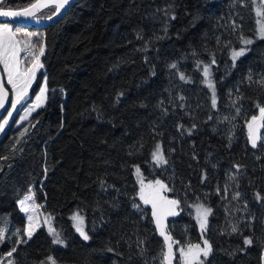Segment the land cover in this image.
<instances>
[{"label": "trees", "instance_id": "obj_1", "mask_svg": "<svg viewBox=\"0 0 264 264\" xmlns=\"http://www.w3.org/2000/svg\"><path fill=\"white\" fill-rule=\"evenodd\" d=\"M11 24L40 34L31 40L45 45L48 91L39 109L20 125L14 118L0 138V264H52L48 257L55 264H160L166 246L152 206L140 198L137 167L166 185L167 200L179 201L164 221L175 248L203 247L205 239L212 246L205 264H264V128L255 147L248 136V122L264 107L255 0H76L55 23ZM241 37L253 43L233 61ZM21 56L31 62L27 49ZM159 143L166 164L153 161ZM31 188L53 220L27 240L18 200ZM197 202L211 209L201 239ZM75 212L86 218L88 240L72 224Z\"/></svg>", "mask_w": 264, "mask_h": 264}, {"label": "snow or ice", "instance_id": "obj_2", "mask_svg": "<svg viewBox=\"0 0 264 264\" xmlns=\"http://www.w3.org/2000/svg\"><path fill=\"white\" fill-rule=\"evenodd\" d=\"M55 4V11L53 15L60 12L61 9L65 7L69 3V0H51ZM48 3L45 0H37L36 3H31L28 7H25L19 11L12 10H0V17H24L31 18L36 16V10L41 7H47ZM256 15L259 17L257 23L259 25L257 31V38L264 39V0H262L261 4L256 7ZM47 19H52L51 16L47 17ZM23 35L27 39L19 40L17 36ZM39 33L33 32H23L19 29L13 31L12 27L8 23H0V63L3 64L4 70L7 72V83L12 86V89L15 91V100L12 101L11 107L15 110L17 104H20L27 96V90L30 87L32 81L35 79L36 72L43 67V64L40 62V56L44 54V46L41 43L38 47V53L34 51L37 49V45L31 42V37L39 36ZM241 41L243 45H251L253 40L246 37H241ZM23 45V48L21 47ZM24 49H27L28 54L32 57L30 65L28 67H21V60L19 58V54ZM247 47H241L239 50L233 49L231 55L233 61L237 60L239 57L245 55L247 51ZM212 63H215V60H212ZM172 68H175L176 65L172 64ZM204 76H210V65H205L203 68ZM181 79H184V75L181 74ZM249 81L252 80V74L249 73L248 76ZM46 83V81H45ZM209 87H213L211 81H208ZM261 86H264V76L258 81ZM46 88H41L40 95L36 97V105L34 107H39L40 103L43 101L44 93ZM8 90L3 87V79L0 78V108H4V105L7 100ZM215 98H213V106H215ZM259 107V106H258ZM259 116H253L251 121L248 122V136L252 143V146L255 147L258 140H261V136L259 135L260 129L264 128V107H259ZM9 116L12 115L11 112L8 113ZM8 124V120L5 119L3 123H0V132L4 130L5 125ZM153 159L157 163H167V160L164 158L162 151L160 148H157V151L153 153ZM239 167V166H237ZM137 172H139V168L137 167ZM156 185L159 187H153L150 183L145 186L143 180H141V191L140 197L144 201L145 204L152 205V215L156 218L155 223L160 230V235L164 238L166 250L162 249L160 264H173V260L176 258V252L173 249V244H179V241H173L171 235L167 234L165 231L166 225L163 223L164 218L169 215H176L174 211L175 206L179 204V201L176 200H167L166 198L160 196V190L165 188L166 186L162 184L161 181H156ZM148 188L149 191H145V188ZM239 193H236V196H239ZM32 199L31 196L26 197L24 200L20 201V207L24 211H28L26 207L27 200ZM138 207V206H137ZM211 213L210 208H198V219L200 220L201 229H204L207 224L208 215ZM77 220L76 230L80 233V235L88 240L89 236L84 231L82 224L83 218L79 216L77 213L74 217ZM29 219V229L27 231L28 239H31L33 235V225H32V216L28 217ZM49 232L55 235L54 243L63 244L64 241L60 239L59 234L55 233V230L49 227ZM232 231H237L236 226H233ZM4 240V232L0 230V243ZM25 243L27 241H24ZM251 238H246L244 243L247 245L252 244ZM203 247L200 244H188L186 248H179V259L182 264H205V261L209 257L212 252V246L208 242V240L203 241ZM16 251V248H13L11 251L7 253V256L11 257L12 254ZM203 256V259L201 258ZM49 261H52V264H55V261L52 257L47 258ZM8 264H13L12 260L8 261ZM44 264V262H41Z\"/></svg>", "mask_w": 264, "mask_h": 264}, {"label": "rangeland", "instance_id": "obj_3", "mask_svg": "<svg viewBox=\"0 0 264 264\" xmlns=\"http://www.w3.org/2000/svg\"><path fill=\"white\" fill-rule=\"evenodd\" d=\"M261 2H262V0H255V14H256V7L257 6H259L260 4H261ZM258 19H259V17H257V15H256V22L258 21ZM0 23H8V22H0ZM8 24H10V26L12 27V29H13V31H15V30H17V29H19L20 31H21V33H23V32H26V29L25 30H22L19 26H17V25H15V27L11 24V23H8ZM258 27H259V25H258V23H257V31H258ZM28 30V29H27ZM17 39H19V40H24V39H27L26 37H24L23 35H19V36H17ZM252 40H253V38H251ZM254 39L256 40V39H259V38H257V32H256V35H255V37H254ZM31 42H32V40H31ZM33 43V42H32ZM33 44H36L37 45V49H34V51H36L37 52V54H39L38 53V47H39V45L40 44H37V43H33ZM43 44V46H45L44 45V43H42ZM21 47L23 48V45H21ZM243 47H247V49H249V46L247 45V46H243ZM240 49V48H239ZM239 49H235V50H239ZM25 50V49H24ZM23 50V51H24ZM233 51V50H232ZM232 51H231V53H232ZM22 52V51H21ZM21 52H20V54H19V58H20V60H21V67H28L29 65H30V63H25L24 61H23V58H22V56H21ZM231 57H232V55H231ZM236 61V60H235ZM40 62H41V59H40ZM42 63V62H41ZM0 65H1V67H2V71H3V74H4V77H5V81H6V83H7V72L4 70V66H3V64L2 63H0ZM40 74H42V76L44 75V77H43V81H42V83L40 84V86H39V88L35 91V92H32V86L35 84V82H36V80H37V77L40 75ZM45 76H46V73H44V71H43V67L41 68V69H39L37 72H36V76H35V79L32 81V83H31V85H30V87L28 88V90H27V96H26V98L23 100V101H21V103L20 104H17V106H16V109L14 110L12 107H10V109H9V111H8V113L9 112H11L12 113V115L11 116H9L8 115V113L2 118V120L0 121V123H3V121L5 120V119H7L8 120V124L7 125H5V127H4V130L2 131V132H0V138L4 135V132H5V130H6V128L11 124V122L14 120V118H15V125H20L22 122H24L25 120H27L30 116H31V114L33 113V112H35L37 109H39L43 104H44V102H45V100H46V98H47V91H48V89H47V85H46V83H45ZM207 78V80L208 81H211V83H212V85H213V87H209V83H207V81H205L206 82V84L208 85V87L210 88V90H211V93H212V99L213 98H215V101H216V87H215V83H214V81H213V79L211 80V70H210V76L209 77H206ZM7 85L8 86H10V88L12 89V86L10 85V84H8L7 83ZM41 88H46V91H45V93H44V99H43V101L40 103V106L39 107H34L35 105H36V103H37V101H36V97L38 96V95H40V90H41ZM12 92H13V99H12V101H14L15 100V91L12 89ZM260 115V113L257 115V116H259ZM160 148V150L162 151V154H163V156H164V153H163V149H162V144L161 143H159V144H157L156 146H155V149H154V151H153V153H155L156 151H157V148ZM152 158H153V155H152ZM164 158H165V156H164ZM153 161H155L154 159H153ZM156 162V161H155ZM157 163V162H156ZM158 164H161V163H158ZM137 179H138V182H139V186H140V190H139V195H140V191H141V180H143V183H144V185L145 186H147V185H149L150 183L153 185V187H159L158 185H156L155 184V182L156 181H160V180H158V179H152V180H148V179H146V176L143 174V172L142 171H140L139 170V172H138V174H137ZM162 182V181H161ZM162 184L163 185H165L163 182H162ZM166 186V185H165ZM166 189V187L165 188H163V189H161L160 190V196H162V197H164V198H166V196H165V192H164V190ZM145 191L147 192V191H149V189L146 187L145 188ZM28 196H31L32 197V199H29V200H27V203H26V207L28 208V211H24V210H22L21 209V207H20V201L21 200H24L26 197H28ZM141 198V197H140ZM167 199V198H166ZM142 200V199H141ZM18 205H19V208H20V210H21V212L25 215V218H26V229H25V237L27 238V240H29L28 239V236H27V231H28V229H29V219H28V217L29 216H32L33 217V219H32V225H33V228H34V231H33V235L35 234V233H37L41 228H43V226H44V223H43V220H42V217H41V212H40V205H39V202H38V200H37V198H36V196H35V191H34V189L33 188H31V189H29L21 198H19V200H18ZM149 205H151V204H149ZM152 206V205H151ZM198 208H210V206L208 205V204H206V203H204V202H197V203H195L194 205H193V210H194V218H195V220H196V223H197V226H198V229H199V231H200V239L203 237V236H205V234H206V230H207V228H208V224H209V217H210V214L208 215V218H207V224H206V226H205V228L204 229H201V226H200V220L198 219ZM78 212H75V213H73L72 214V224H73V226H74V228H75V230H76V227H77V220L76 219H74L73 217L77 214ZM79 214V216L80 217H82L83 218V224H82V227H83V229H84V231L87 233V231H86V218L84 217V215L83 214H81V213H78ZM76 232L80 235V233L76 230ZM55 233H57V232H55ZM52 234V236L54 237V240H55V235L53 234V233H51ZM58 234V233H57ZM32 235V236H33ZM87 235H88V233H87ZM81 236V235H80ZM89 236V235H88ZM60 237V236H59ZM82 237V236H81ZM32 238V237H31ZM83 238V237H82ZM60 239H61V237H60ZM205 240V239H204ZM203 240V241H204ZM199 243V241L198 242H194V243H192L193 245L194 244H198ZM204 246V245H203ZM180 248V247H179ZM178 247L177 248H175V246H173V249H174V251L176 252V258L173 260V263H177V264H182V262L180 261V259H179V252H178V249H179ZM210 256V255H209ZM208 259V258H207Z\"/></svg>", "mask_w": 264, "mask_h": 264}, {"label": "water", "instance_id": "obj_4", "mask_svg": "<svg viewBox=\"0 0 264 264\" xmlns=\"http://www.w3.org/2000/svg\"><path fill=\"white\" fill-rule=\"evenodd\" d=\"M2 0H0L1 2ZM76 1V0H69V3L67 5H65V7L63 9L60 10L59 13L53 15L50 14L48 16H37V14L42 11L43 9H45L46 7H41L38 10H36V16L35 17H31V18H24V17H0V22H8V23H19V24H25L28 26H33V27H44L46 25L52 24L57 22L60 18L63 17V15L67 12V10L70 8V6L72 5V3ZM37 1L33 2L36 3ZM45 2L48 3V6L54 5L55 4L53 2H51V0H45ZM29 5L25 6L28 7ZM47 6V7H48ZM25 7H21V8H10V7H3L0 6V10H12V11H19ZM55 11V10H54ZM51 16L52 19H47V17ZM0 78L3 79V87L6 88L8 90V95H7V100L6 103L4 105V108H0V121L2 120V118L8 113L10 107H11V103H12V99H13V92L12 89L10 88V86L7 85L6 81H5V77L2 71V67L0 65ZM41 212V217L43 220L44 225H49L51 220L49 218V215L45 214V212L43 210H40ZM166 218H164L163 223L165 221Z\"/></svg>", "mask_w": 264, "mask_h": 264}, {"label": "flooded vegetation", "instance_id": "obj_5", "mask_svg": "<svg viewBox=\"0 0 264 264\" xmlns=\"http://www.w3.org/2000/svg\"><path fill=\"white\" fill-rule=\"evenodd\" d=\"M37 16H48V15H38V14H37Z\"/></svg>", "mask_w": 264, "mask_h": 264}]
</instances>
